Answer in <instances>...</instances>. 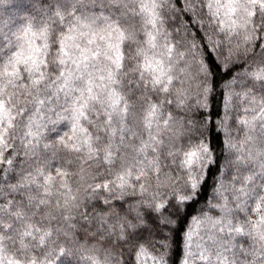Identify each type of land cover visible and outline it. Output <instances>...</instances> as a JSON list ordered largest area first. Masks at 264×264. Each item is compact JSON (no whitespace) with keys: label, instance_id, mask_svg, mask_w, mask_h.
Returning <instances> with one entry per match:
<instances>
[{"label":"snow or ice","instance_id":"6c2138e0","mask_svg":"<svg viewBox=\"0 0 264 264\" xmlns=\"http://www.w3.org/2000/svg\"><path fill=\"white\" fill-rule=\"evenodd\" d=\"M0 264H264V0H0Z\"/></svg>","mask_w":264,"mask_h":264}]
</instances>
